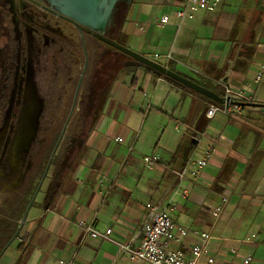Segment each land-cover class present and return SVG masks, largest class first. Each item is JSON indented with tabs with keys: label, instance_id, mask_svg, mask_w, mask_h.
Here are the masks:
<instances>
[{
	"label": "crops",
	"instance_id": "0c3cea01",
	"mask_svg": "<svg viewBox=\"0 0 264 264\" xmlns=\"http://www.w3.org/2000/svg\"><path fill=\"white\" fill-rule=\"evenodd\" d=\"M184 2L133 0L111 39L197 84L208 81L205 88L220 90V96L224 87L251 90L249 102L264 104V92L258 93V87L264 90V76L254 82L264 66V0H220L215 12L180 21L174 13ZM163 15L169 21L161 26ZM248 35L250 50L240 49L236 43ZM73 40L70 62L75 66L82 48L78 38ZM85 43L88 63L101 54L117 56L90 37ZM238 48L243 55L238 56ZM121 62L122 69L108 83H81L78 101L95 108L77 115L74 130L67 126L40 199L30 207L36 208L28 220L29 210L17 237L4 244L10 228L0 227V264H145L130 262L119 246L138 247L148 203L161 209L173 206L170 216L184 228L211 229L207 250L218 264H240L245 255L252 257L251 264H264V140L254 145L245 137L234 145L250 120L258 122L252 128L264 135V110L246 107L208 120L204 113L209 103L203 98L127 59ZM59 65L65 68L60 60ZM86 93L89 101L83 100ZM80 119L88 123L84 144L71 158L68 145ZM200 147L212 151L207 166L198 178L187 174L179 180L175 173L202 153ZM147 155H157L159 161L146 166L142 157ZM225 192L236 197V215L214 233L212 205ZM246 200L251 201L250 213L238 205ZM80 221L98 233L110 229V240L85 236ZM197 241L189 237L184 245Z\"/></svg>",
	"mask_w": 264,
	"mask_h": 264
},
{
	"label": "flooded vegetation",
	"instance_id": "af4514ba",
	"mask_svg": "<svg viewBox=\"0 0 264 264\" xmlns=\"http://www.w3.org/2000/svg\"><path fill=\"white\" fill-rule=\"evenodd\" d=\"M55 1L0 0V169L19 134L36 138L26 150V157L32 162L31 150L37 143L39 122L45 105L51 103L52 71L66 68L76 42L73 39L80 40L70 23L48 11L53 10L51 4ZM116 6L111 25L104 33L108 38L118 31L131 4L118 0ZM83 36L84 41L85 37L92 38ZM59 60L65 68L59 65ZM36 67L49 73L48 95L43 100L35 92Z\"/></svg>",
	"mask_w": 264,
	"mask_h": 264
},
{
	"label": "built area",
	"instance_id": "2783aa9c",
	"mask_svg": "<svg viewBox=\"0 0 264 264\" xmlns=\"http://www.w3.org/2000/svg\"><path fill=\"white\" fill-rule=\"evenodd\" d=\"M220 0H185L183 6L174 15L180 21H192L201 14L213 13L219 7ZM169 21L168 15L159 18L158 23L164 26ZM154 55V58H158ZM166 60L171 58L170 54L164 56ZM264 76V66H260L254 76V82L258 83ZM223 104L215 102L209 103L204 116L206 119H213L217 115L230 116L237 113L241 107L236 103L249 102L250 95L242 89L234 90L229 87L223 88ZM121 142L120 138L115 139ZM212 157L210 148L203 153L194 156L186 165L175 174L179 180L189 174L192 178H198L207 166ZM159 161L157 155L143 156L142 162L146 166H153ZM187 189L181 191L182 196H187ZM228 202L227 197L223 198V203ZM146 216L142 229L141 242L135 250H131L128 245H120V251L128 254L129 261L132 263L141 262L145 264H218L214 256L208 254L207 245L211 239V229L207 231L190 230L176 224L170 216L169 209H161L159 206L148 203L145 205ZM222 208H215L211 216L215 223L219 218ZM83 234L92 239L104 241L110 240L111 230L107 229L104 233H98L91 224L83 221L77 224ZM196 238L197 243L184 245L189 238ZM252 257L245 255L241 258L240 264H251ZM228 264V263H220Z\"/></svg>",
	"mask_w": 264,
	"mask_h": 264
},
{
	"label": "rangeland",
	"instance_id": "374dc122",
	"mask_svg": "<svg viewBox=\"0 0 264 264\" xmlns=\"http://www.w3.org/2000/svg\"><path fill=\"white\" fill-rule=\"evenodd\" d=\"M86 52L88 57L87 49ZM83 61V51L81 52L80 50L79 54L76 55L75 60L76 75L75 77H71L72 79H70V81L68 82V86L65 89L63 88V105L65 107L61 109V112L59 114L60 116L58 117L55 126L47 128L42 137L37 138V147L33 153L32 162H29V159L26 157V150L31 140L33 141L36 138L33 139V137H22L20 134L14 138L9 153L5 158L4 166L0 169V227H6V225H8V228L14 229L17 225H19V221L21 220L23 213L43 174L51 151L59 137L61 129L66 120L76 83L83 66ZM48 74V71L44 72L41 67L38 71V68L36 67L34 85L35 92L40 100L45 99V97L48 95ZM82 82H86V79L84 77ZM208 83V81L201 80L200 82H198V84L202 87H208ZM258 89V93L264 92V90H262V87H258ZM248 94L252 96L254 93L251 90H248ZM78 97L80 96L78 95ZM78 99L76 101L75 109L68 125L69 129L71 127L73 130L78 125L77 119L80 118V116L78 118L77 115L82 113V105L80 101H78ZM220 117H222V115H217L216 119ZM249 123L250 124H248V126H244L242 133L238 132L235 139V147L237 146V143H239L241 140H244L245 137L250 138L252 142L255 143L254 145H258L262 140H264V135H262V133H257L256 130L252 128L253 125L259 127L258 122L250 120ZM62 145H64V143L61 141L60 147ZM198 152L203 153L202 147L198 148ZM54 158L56 160L58 157L54 156ZM53 163L54 161L52 160L51 165H53ZM49 173L50 168L39 188L38 194L36 196V202L40 199V195L45 188L46 179L49 177ZM208 188L209 187H207V189ZM225 196L227 197L228 202L223 203V198ZM236 205V197L230 198V194L228 192L218 195L217 200H215V203L212 205V209H215L219 206L222 208V210L219 218L215 222L214 233H216L218 229L222 227L226 222H228L231 218L235 217L237 210ZM238 205L240 208H244V211H247L248 213H250V211L252 210L251 201H241L238 203ZM35 206L36 204H34L33 207L29 209L30 213L27 216L28 220L30 219L31 214L34 211V208H36ZM210 221L213 222L212 216L210 217ZM247 231L248 234L251 233V230L248 229L246 230V232ZM9 241H7L5 244H7ZM14 243H16V241Z\"/></svg>",
	"mask_w": 264,
	"mask_h": 264
},
{
	"label": "water",
	"instance_id": "95a60500",
	"mask_svg": "<svg viewBox=\"0 0 264 264\" xmlns=\"http://www.w3.org/2000/svg\"><path fill=\"white\" fill-rule=\"evenodd\" d=\"M118 0H56L55 4H51L52 9H48V11L50 13H52L53 15L67 21L68 23H70L78 32L79 37H80V41H81V45H82V51H83V57H84V61H83V66L81 69V72L79 74L77 83H76V87L74 90V94H73V99H72V103L70 106V110L68 113V116L64 122V125L61 129V132L59 134V137L51 151V154L49 156V159L46 163L45 169L43 171V174L35 188V191L23 213V216L19 222V226L15 232V234L13 235L11 240H14L18 233L20 232L22 225L26 219V216L28 214V211L31 207V205L33 204L39 188L44 180V178L47 175V172L50 168L51 162L54 158V155L56 153V150L63 138V135L66 131V128L68 126V123L71 119V116L74 112L75 109V105H76V101H77V97H78V93H79V88L80 85L82 83L86 68H87V63H88V57H87V52H86V48H85V41H84V36L83 34H87L89 36H91L92 38L98 40L99 42L115 49L116 51L130 57L131 59H133L136 63H138L139 65H142L144 67H147L149 69H151L152 71L164 76L165 78L180 84L181 86H183L184 88L191 90L193 92H195L196 94L207 98L208 100L215 102L217 104H223L224 103V98L221 97L220 95H218L217 93L208 90L202 86H200L199 84L184 78L183 76L179 75L178 73L171 71L170 69H168L167 67L158 64L152 60H150L149 58H146L144 56H141L131 50H129L128 48L118 44L117 42H115L114 40H112L111 38H108L104 33L105 30L108 26L111 25V21H112V17L114 15V13L116 12L117 6H116V2ZM122 1H126L127 4H131L133 0H122ZM230 71V68H228L227 72H226V76H228ZM236 105H239L241 108H260L262 110H264V104H256V103H250V102H243V103H236Z\"/></svg>",
	"mask_w": 264,
	"mask_h": 264
},
{
	"label": "trees",
	"instance_id": "16d2710c",
	"mask_svg": "<svg viewBox=\"0 0 264 264\" xmlns=\"http://www.w3.org/2000/svg\"><path fill=\"white\" fill-rule=\"evenodd\" d=\"M260 5H264V4H260ZM261 12H262V10L260 9L259 14ZM96 41L99 42L98 40H96ZM252 43L253 42L251 41V35H248L244 41L238 42V43H236V45L237 46L239 45L240 49L245 48L247 51H249L250 49L248 47ZM105 46L110 51L111 50L114 51L117 54V56L112 57L108 53L101 54V55L97 56L93 61L88 63L84 78L86 79V82L88 83L89 87L95 86V85L97 86V83H99V82L108 83V81H111V79L113 77V73H116L122 69V62L121 61L123 59H127V60L133 62L134 64H137L139 67L144 68L146 71L152 72L156 76L164 78L166 81L170 82L171 84L176 85V86L181 87V88H184L180 84H177V83L165 78L164 76L152 71L151 69L144 67L142 65H139L133 59H131L130 57L116 51L115 49H113L107 45H105ZM239 48H238V56H241V55H243L244 52H240ZM168 69H170L171 71H174L171 67H168ZM52 72L53 73H52L51 78H50V95H49L50 99H51V103L45 105L43 114H42L40 122H39V131H38L37 138L42 137L43 133L47 130V128L54 127L55 124L57 123L58 117L60 116L59 114L61 112V109H63V107H65L63 105L64 104L63 103V91H64L63 88L65 89L68 86V82L70 81V79H72L71 77H75L76 66H74L70 61H67V65H66L65 69L59 70V68H58L55 70V68H54ZM212 91L217 93L218 95H221V92L218 89H212ZM191 92H193V91H191ZM193 93H195V92H193ZM196 95H198V94H196ZM85 96L86 97H84L83 100L85 101V98H86V100L89 101L88 93H86ZM198 96H200V95H198ZM200 97L203 98L208 103H212V101L208 100L207 98L202 97V96H200ZM81 105H82V113L81 114H84V115L88 114L90 110L93 111V109L95 108V105L90 106V105H86L85 103H82ZM86 124H88V123L85 120L80 119L78 129H76L75 135L71 138V141L68 145V154H69V157H71V158L73 157V155H75V153L77 151H80L81 148L83 147V144H84V128H85ZM88 127H89V125H88ZM36 147H37V144H35L31 150L32 156H33V153H34ZM54 160H55V158L53 159V161ZM16 228H17V226L14 229L8 230V233H7L6 237L4 238V244L11 239V237L13 236V234L16 231ZM22 246H23V243H20L18 245V249L22 250V248H23Z\"/></svg>",
	"mask_w": 264,
	"mask_h": 264
}]
</instances>
